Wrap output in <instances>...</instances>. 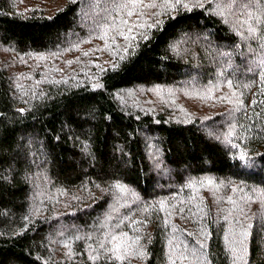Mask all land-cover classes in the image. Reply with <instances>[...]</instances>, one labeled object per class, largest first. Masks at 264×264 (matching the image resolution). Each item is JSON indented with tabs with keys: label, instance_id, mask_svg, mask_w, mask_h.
Masks as SVG:
<instances>
[{
	"label": "trees",
	"instance_id": "1",
	"mask_svg": "<svg viewBox=\"0 0 264 264\" xmlns=\"http://www.w3.org/2000/svg\"><path fill=\"white\" fill-rule=\"evenodd\" d=\"M258 20L264 0H0V264H264Z\"/></svg>",
	"mask_w": 264,
	"mask_h": 264
},
{
	"label": "snow or ice",
	"instance_id": "2",
	"mask_svg": "<svg viewBox=\"0 0 264 264\" xmlns=\"http://www.w3.org/2000/svg\"><path fill=\"white\" fill-rule=\"evenodd\" d=\"M177 2H178V0H177ZM257 23L258 24H264V21L258 20ZM255 32H256V29H250V34H253L254 35ZM261 33H262L261 39L264 40V29H261ZM261 63H264V61H261ZM124 235H127V234L125 233ZM114 239H115V237H114ZM109 251H112V252L115 253V259L123 260L125 258V257L119 255V245L115 246L113 249H110Z\"/></svg>",
	"mask_w": 264,
	"mask_h": 264
},
{
	"label": "rangeland",
	"instance_id": "3",
	"mask_svg": "<svg viewBox=\"0 0 264 264\" xmlns=\"http://www.w3.org/2000/svg\"><path fill=\"white\" fill-rule=\"evenodd\" d=\"M156 95L158 94L153 95L152 99L157 100L158 97Z\"/></svg>",
	"mask_w": 264,
	"mask_h": 264
}]
</instances>
